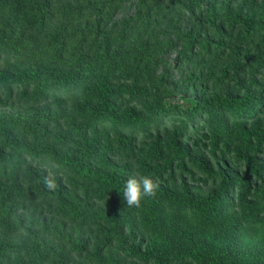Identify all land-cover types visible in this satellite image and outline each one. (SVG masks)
I'll return each instance as SVG.
<instances>
[{"label": "trees", "instance_id": "16d2710c", "mask_svg": "<svg viewBox=\"0 0 264 264\" xmlns=\"http://www.w3.org/2000/svg\"><path fill=\"white\" fill-rule=\"evenodd\" d=\"M0 264H264V0H0Z\"/></svg>", "mask_w": 264, "mask_h": 264}, {"label": "clouds", "instance_id": "9594fccd", "mask_svg": "<svg viewBox=\"0 0 264 264\" xmlns=\"http://www.w3.org/2000/svg\"><path fill=\"white\" fill-rule=\"evenodd\" d=\"M49 187H54V179L49 177L45 181ZM158 185L153 178L137 173L130 177L124 184L122 195L123 200L129 208H140L143 200L155 199Z\"/></svg>", "mask_w": 264, "mask_h": 264}]
</instances>
